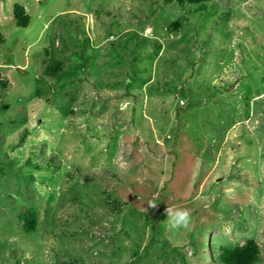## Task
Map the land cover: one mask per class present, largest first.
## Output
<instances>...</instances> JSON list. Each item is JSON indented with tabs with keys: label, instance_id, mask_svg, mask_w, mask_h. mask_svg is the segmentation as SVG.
Instances as JSON below:
<instances>
[{
	"label": "rangeland",
	"instance_id": "1",
	"mask_svg": "<svg viewBox=\"0 0 264 264\" xmlns=\"http://www.w3.org/2000/svg\"><path fill=\"white\" fill-rule=\"evenodd\" d=\"M206 7L0 0V264H264V0Z\"/></svg>",
	"mask_w": 264,
	"mask_h": 264
},
{
	"label": "trees",
	"instance_id": "2",
	"mask_svg": "<svg viewBox=\"0 0 264 264\" xmlns=\"http://www.w3.org/2000/svg\"><path fill=\"white\" fill-rule=\"evenodd\" d=\"M166 2H171L173 0H165ZM179 2H184L186 0H176ZM190 3L199 4V10L204 12L206 7V1L209 0H188ZM14 15L16 18V23L18 26L26 27L29 25L31 21V15L26 10V7L22 3H16L14 5ZM181 22L177 21L174 22L175 27H179ZM0 40H4L0 36ZM59 62L55 61L53 64L50 65V71L55 73L57 70V67L59 66ZM0 83H2L4 86L7 85V80L3 79L0 75ZM5 106V104H4ZM30 163H32L31 160H29ZM35 165L39 164L34 163ZM49 164V163H47ZM23 218L25 219L24 227L26 231L30 232L35 230L37 221H38V211L35 208H30L28 210L27 214L23 215ZM136 245V244H135ZM259 254H260V245L258 242L251 238L249 239L245 244H237L235 246H222L221 253H220V260L223 264H257L259 261ZM137 258V262L140 261L141 257H139V251L135 249L134 254Z\"/></svg>",
	"mask_w": 264,
	"mask_h": 264
},
{
	"label": "clouds",
	"instance_id": "3",
	"mask_svg": "<svg viewBox=\"0 0 264 264\" xmlns=\"http://www.w3.org/2000/svg\"><path fill=\"white\" fill-rule=\"evenodd\" d=\"M123 166V165H122ZM149 207L155 209L157 205L150 203ZM168 225L171 229L188 228L190 225V213L187 210H173L172 208H165Z\"/></svg>",
	"mask_w": 264,
	"mask_h": 264
}]
</instances>
